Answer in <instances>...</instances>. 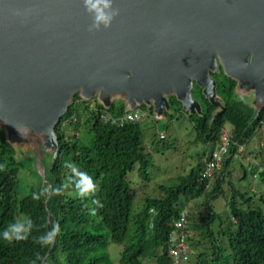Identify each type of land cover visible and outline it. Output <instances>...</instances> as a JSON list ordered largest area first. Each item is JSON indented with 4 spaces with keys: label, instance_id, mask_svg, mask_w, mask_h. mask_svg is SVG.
<instances>
[{
    "label": "trees",
    "instance_id": "trees-1",
    "mask_svg": "<svg viewBox=\"0 0 264 264\" xmlns=\"http://www.w3.org/2000/svg\"><path fill=\"white\" fill-rule=\"evenodd\" d=\"M211 75L214 101L201 91L204 110L191 112L190 120L198 141L206 148L215 149L222 131L230 127L233 144L224 166L215 172L214 181H202L200 174L207 158L204 150L198 154L197 166L159 185L158 197L145 194L140 203L129 175L138 173L148 189L154 155L170 146L167 138L161 140L156 134L147 141L144 122L119 128L101 121L103 112L115 117L128 112L126 93L106 102L88 100L80 94L73 97L54 130L55 161L47 165L43 158L45 179L40 177V184L24 196L19 190L21 168L16 146L21 138L15 140L0 120V264H173L169 238L184 210L190 214L187 241L196 252V264H264V188L250 184L248 189H238L231 180L233 163L238 160L243 171L241 182H247L251 170L253 180L264 187V151L260 146L256 150L250 146L254 138H260L264 109L258 114L237 101L238 81L222 68ZM168 105L162 111H167ZM242 146L249 154L239 159ZM73 169L87 173L96 182L103 205L96 215L89 212L90 201L79 197ZM46 186L61 187L62 194L34 199ZM221 197L226 200V220L214 206ZM258 202L262 206H256ZM192 204L195 206L190 210ZM24 218H30L34 225L29 238L5 241L3 231L8 224ZM54 224L61 227L55 243L39 244L38 238ZM115 244L123 247L117 263L110 252Z\"/></svg>",
    "mask_w": 264,
    "mask_h": 264
},
{
    "label": "water",
    "instance_id": "water-1",
    "mask_svg": "<svg viewBox=\"0 0 264 264\" xmlns=\"http://www.w3.org/2000/svg\"><path fill=\"white\" fill-rule=\"evenodd\" d=\"M114 3L112 27L90 32L82 0H0V120L15 140L32 143L44 179L45 130L55 141L80 93L92 99L113 89L159 110L174 93L193 112L194 81L214 101L209 72L221 60L234 79L251 72L264 109V0Z\"/></svg>",
    "mask_w": 264,
    "mask_h": 264
},
{
    "label": "rangeland",
    "instance_id": "rangeland-1",
    "mask_svg": "<svg viewBox=\"0 0 264 264\" xmlns=\"http://www.w3.org/2000/svg\"><path fill=\"white\" fill-rule=\"evenodd\" d=\"M250 73L251 72H249L248 75L245 74L243 77H241V79L238 80V86L236 88L235 94L237 101L245 103L247 108H252L257 111L259 90L256 81H254ZM201 91L204 93L203 88L195 87L193 90V98L200 104V108L196 111L198 113H201L204 110ZM119 94H122V92L117 93L114 92L113 89H105L101 94H97L95 99L99 102H106L105 100H108L111 97L115 98ZM170 96L171 95L166 96L167 105L169 104L166 108L167 111L159 110L153 103L142 104L140 108L149 116L143 124L146 130L147 141H151L155 134L158 135L160 132L166 133V144L170 146V149L163 151V153H157L154 155V168L150 170L148 189L144 187V180L138 175V173L134 172L129 175V180L133 183L137 200L139 199L138 203H140L142 198L148 194L158 197L159 191L157 190L159 185L163 183L165 184L167 181H170L171 178L179 177L185 173L187 174L193 167L197 166L199 162V153L202 154L204 150H206V155L208 156L212 150L210 146L206 148L204 147L205 145L203 143L198 141L197 129L193 123V120H190L193 118L192 114H190L191 111L186 109L184 104L179 101L177 97ZM206 98L211 100L209 96ZM134 106L136 107L135 104ZM186 115H189V118L186 117ZM260 142L261 140L259 137L254 138L250 145L252 147L251 149H258ZM16 146L17 158L21 168L19 176V190L21 196H24L32 187H37L40 184V177H42V175L38 169L37 157L35 158L34 156L35 151H33L34 149L32 143L30 141L21 140L20 142L16 143ZM176 149L178 150V154L176 153ZM43 150L44 161L47 165H50L55 161L56 158V145L54 144L53 135L52 139H49V136H47L43 145ZM239 166L240 163L238 160H236L232 166L235 168V172L231 179L238 189H248L250 184L257 189L264 188L261 187L260 182L253 180V177L251 176V170H249V179L243 184V182H241L243 171ZM225 189L226 192L229 191L228 186H226ZM146 191L148 192L146 193ZM203 201L204 199L200 201V206L203 205ZM194 204L189 205L190 210L191 208L194 209ZM140 205V208H142L143 203ZM214 206L216 211L222 215L224 220H226L228 217L226 200L221 197L214 202ZM256 206L260 207L262 205L258 202ZM110 252L112 259L117 263L120 260L123 247L116 244L112 245ZM189 264H196V259L193 258Z\"/></svg>",
    "mask_w": 264,
    "mask_h": 264
},
{
    "label": "clouds",
    "instance_id": "clouds-1",
    "mask_svg": "<svg viewBox=\"0 0 264 264\" xmlns=\"http://www.w3.org/2000/svg\"><path fill=\"white\" fill-rule=\"evenodd\" d=\"M82 3L84 5L86 11L92 17V23L89 26V31L90 32H96V31H100L102 29L111 28L112 24H113V21L120 14V10H119L118 7L115 6L114 0H82ZM253 55L254 54H252L250 59H249V64L250 65L252 64V60H253V57H254ZM217 62H218L217 63L218 69L216 71H213V70L210 71L209 72V76L211 77L212 73L218 72L220 70V68H222L224 73L228 77H231L225 72L224 66H223V63L221 62V60H217ZM235 80L238 81L237 79H235ZM195 87L200 88L197 85V83L194 81V85H193V89H192V95H193V90L195 89ZM203 89H204V91L206 93L205 88H203ZM80 95L83 98L88 99V100H94L95 97H96L95 96L94 98L91 99V98H87L82 93H80ZM169 95H174L176 97V95L174 93H171ZM166 96H165V98H166ZM127 102H128V106H127L128 112L131 111V110H136V109H140L141 108V105H136V107H135L134 105L130 104L129 101H128V98H127ZM257 112H258V110H257ZM260 113H258V114H260ZM148 117L145 120L141 121V122H145L148 119ZM223 131H228L231 134L230 128L229 129H225ZM45 133L49 136V139H52V129L51 128L46 129ZM160 133H162V132H160ZM159 134H158V136H159ZM231 136H232V134H231ZM263 136H264V126L261 128V135H260V140H261L260 147L264 151V139H263ZM166 138H167V134H166ZM220 140H221V138H220ZM247 149L248 148L244 147V146L239 148V151H238V153L240 155L239 159L241 158L242 154H243L244 157H246V155L249 154V150H247ZM214 150L215 149H212V152ZM207 158H209V155L207 156ZM207 158L204 159V162H205V160ZM237 158H238V156H237ZM224 164H223V166H224ZM73 171L75 173V178L73 180V183L75 185V189H76L79 197L81 199H86V200L90 201V204L88 205L89 212H90L91 215H96L97 210L99 208L103 207L100 199L98 198L99 188H98L96 182L93 180V178L90 175H88L85 172L76 171L75 169H73ZM211 180H213V177L211 178ZM61 194H62L61 187L53 188L51 186H46L39 195H34V199H39L40 195L56 196V195H61ZM185 211L188 213L187 224H186V228H185L186 235H187V238H188L187 226H188V219H189L190 214H189L188 210H184L183 212H185ZM182 213H181V215H182ZM33 228H34V225H33V222H32V220L30 218H24L23 220H14L13 222L9 223L8 226L6 227V229L3 231V239L5 241H7L8 243L18 242V241H26L29 238L31 232L33 231ZM60 234H61L60 225L59 224H54L50 230H48L44 235H42V236H40L38 238L37 242L39 244L43 245V246H51V245H53L55 243L56 237L58 235H60ZM169 241H170V238H169ZM168 249H169V246H168ZM192 252H193V254L191 255L190 259L187 262H182V263H179V264H189L190 261L196 256V252L194 250H192ZM168 253H169V250H168ZM169 256L173 259V264H176L174 258L170 254H169Z\"/></svg>",
    "mask_w": 264,
    "mask_h": 264
},
{
    "label": "built area",
    "instance_id": "built-area-1",
    "mask_svg": "<svg viewBox=\"0 0 264 264\" xmlns=\"http://www.w3.org/2000/svg\"><path fill=\"white\" fill-rule=\"evenodd\" d=\"M147 114L140 109L131 110L122 117H114L108 112L101 113V121L111 126L122 128L131 123H139L147 118ZM160 139H166V133L159 134ZM264 139V136H263ZM233 138L228 131H223L220 143L204 162V168L200 174L202 181L211 179L216 171H219L229 154ZM188 213L185 211L181 215L179 222L175 224V232L171 234L169 241V254L174 258L175 263L187 262L193 254L186 235Z\"/></svg>",
    "mask_w": 264,
    "mask_h": 264
}]
</instances>
